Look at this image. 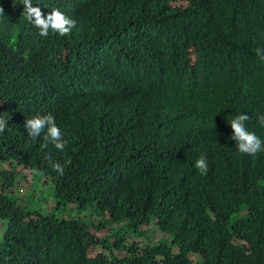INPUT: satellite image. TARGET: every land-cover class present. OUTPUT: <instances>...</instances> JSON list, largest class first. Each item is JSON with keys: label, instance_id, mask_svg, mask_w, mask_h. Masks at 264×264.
Returning a JSON list of instances; mask_svg holds the SVG:
<instances>
[{"label": "trees", "instance_id": "obj_1", "mask_svg": "<svg viewBox=\"0 0 264 264\" xmlns=\"http://www.w3.org/2000/svg\"><path fill=\"white\" fill-rule=\"evenodd\" d=\"M33 3L76 24L42 37L22 0H0V264H264V152H239L227 124L247 111L264 138V0ZM92 68L105 96L87 91ZM135 103L139 125L118 132ZM46 112L64 151L27 136L26 118ZM37 174L48 211L16 196L18 177ZM149 225L166 238L148 242Z\"/></svg>", "mask_w": 264, "mask_h": 264}, {"label": "clouds", "instance_id": "obj_2", "mask_svg": "<svg viewBox=\"0 0 264 264\" xmlns=\"http://www.w3.org/2000/svg\"><path fill=\"white\" fill-rule=\"evenodd\" d=\"M22 5L23 10L21 14L24 21L34 27L37 34L42 37L48 36L50 32L59 36H64L69 33L76 24V21L73 18L67 16L59 8H51L50 12L45 13L43 12L40 4L33 3V0H22ZM196 22L197 21L194 18L191 20L185 17L184 20L178 24L179 33L180 31L184 34L188 33V25L192 23L190 27L191 33V28ZM255 52L257 57L261 61H264V47H257ZM89 83L91 88L87 91L93 90L97 94L99 92L101 95L105 96L106 91H101L104 87H106L105 84H107V79L103 80L101 75L98 74L94 68L90 70ZM113 98L114 102H118L125 98V96L119 94ZM141 115L142 109L137 103H135L130 109H128L127 117L125 118L124 123L115 126V129H117L118 132H122L137 127L140 123ZM249 120L250 116L247 111H236L230 121L227 122L231 128L228 138L230 139L229 141L232 142V145L236 146L239 152L254 157L256 154L264 152V138H261V136H259L255 131L249 129L246 124ZM257 121L261 126H264V113L258 114ZM7 123L8 121L3 116H0V132L5 129ZM23 127L26 129L28 137L32 139L41 138L42 148H47L48 145L51 144L55 149L61 151L65 150L67 140L64 138L61 126L57 124L56 117L51 112L36 114L26 118ZM137 136L139 135L132 133L130 139L124 137L118 138L121 142H132ZM49 163L59 174H63L64 168L59 161H52L50 159ZM196 164L200 169L206 170V157L200 156L196 160ZM90 211L93 213L92 208H90ZM92 221L96 220H91V222Z\"/></svg>", "mask_w": 264, "mask_h": 264}, {"label": "rangeland", "instance_id": "obj_3", "mask_svg": "<svg viewBox=\"0 0 264 264\" xmlns=\"http://www.w3.org/2000/svg\"><path fill=\"white\" fill-rule=\"evenodd\" d=\"M1 168V164H0ZM28 172L25 173L27 177V181H30L31 179V172L27 170ZM23 177V176H22ZM22 177H18L16 185L17 188H19V192H16L17 199H21L20 197H24V199L28 202V205L30 208H39L44 211H48L53 205H49L48 201L52 200L54 201L53 194H52V184L51 183H42L43 181L40 180L42 175H35V182L34 185L33 183L29 182H24L22 181ZM32 187L33 190H30L29 188ZM13 195V193H11ZM73 206H68L64 211V215L70 217L71 215L78 213V211L81 209V207H76L75 204H72ZM89 213L91 214V218H97L89 208ZM62 213V211L60 212ZM87 219L90 220L88 217ZM1 223H0V228H1ZM99 235H103V232H100ZM148 235L149 239L148 242L152 244L158 243L160 239L166 238V234L163 232L159 231L157 227L154 225H149L148 227ZM121 254H125L124 252Z\"/></svg>", "mask_w": 264, "mask_h": 264}]
</instances>
